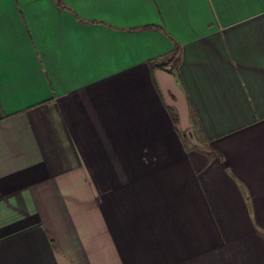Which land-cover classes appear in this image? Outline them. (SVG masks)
Returning <instances> with one entry per match:
<instances>
[{
    "label": "crops",
    "instance_id": "1",
    "mask_svg": "<svg viewBox=\"0 0 264 264\" xmlns=\"http://www.w3.org/2000/svg\"><path fill=\"white\" fill-rule=\"evenodd\" d=\"M0 264H264V0H0Z\"/></svg>",
    "mask_w": 264,
    "mask_h": 264
},
{
    "label": "water",
    "instance_id": "2",
    "mask_svg": "<svg viewBox=\"0 0 264 264\" xmlns=\"http://www.w3.org/2000/svg\"><path fill=\"white\" fill-rule=\"evenodd\" d=\"M163 72H160L162 74ZM163 93L165 96L166 101L168 102L169 105H172L174 107H177L178 113H179V119H180V124L181 127L184 131V134L189 138L191 143L194 145H201L200 142L198 141L194 130L192 129L189 118H188V108H187V103L186 100L184 99L182 92L180 91L176 81L174 78H169L168 82H165L162 85ZM179 95V103H174L171 95Z\"/></svg>",
    "mask_w": 264,
    "mask_h": 264
},
{
    "label": "trees",
    "instance_id": "3",
    "mask_svg": "<svg viewBox=\"0 0 264 264\" xmlns=\"http://www.w3.org/2000/svg\"><path fill=\"white\" fill-rule=\"evenodd\" d=\"M170 62L174 63V68L178 66V64H179V57H178L177 51H175V53H174V55H173V57H172V59H171ZM176 121H177V123L179 124L180 121H179V116H178V115H176ZM180 131H181L182 136L184 137V139H185L188 143L191 144V142L189 141L188 137L184 135V132H183L181 129H180Z\"/></svg>",
    "mask_w": 264,
    "mask_h": 264
},
{
    "label": "rangeland",
    "instance_id": "4",
    "mask_svg": "<svg viewBox=\"0 0 264 264\" xmlns=\"http://www.w3.org/2000/svg\"><path fill=\"white\" fill-rule=\"evenodd\" d=\"M186 136V135H185ZM189 139V138H188ZM190 141V140H189ZM191 142V141H190ZM188 143V142H187ZM190 144V143H189Z\"/></svg>",
    "mask_w": 264,
    "mask_h": 264
}]
</instances>
